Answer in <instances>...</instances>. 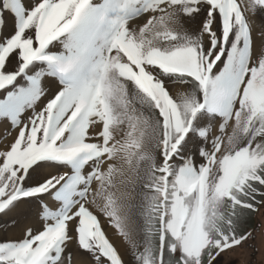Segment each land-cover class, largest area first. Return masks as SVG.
Segmentation results:
<instances>
[{
	"label": "snow or ice",
	"instance_id": "1",
	"mask_svg": "<svg viewBox=\"0 0 264 264\" xmlns=\"http://www.w3.org/2000/svg\"><path fill=\"white\" fill-rule=\"evenodd\" d=\"M0 93V264H216L254 239L264 0H0Z\"/></svg>",
	"mask_w": 264,
	"mask_h": 264
},
{
	"label": "rangeland",
	"instance_id": "2",
	"mask_svg": "<svg viewBox=\"0 0 264 264\" xmlns=\"http://www.w3.org/2000/svg\"><path fill=\"white\" fill-rule=\"evenodd\" d=\"M45 86H47V84ZM0 95H2V93H0ZM16 134L15 131L14 136L11 137L7 144L12 142ZM32 219H36L35 216H33ZM101 219H103V217H101ZM31 220L21 221V226L23 223H31ZM33 226L38 227L39 221ZM244 227L254 230V239H250L242 247H236L231 251H226L218 258L216 264H264V215H254L248 220ZM107 228L106 225V229ZM18 229V227L13 226L12 221L0 220V231H3V234L8 238H19L20 235L17 233ZM125 251L126 246L124 245L123 252ZM125 259H129V257L125 255Z\"/></svg>",
	"mask_w": 264,
	"mask_h": 264
},
{
	"label": "bare ground",
	"instance_id": "3",
	"mask_svg": "<svg viewBox=\"0 0 264 264\" xmlns=\"http://www.w3.org/2000/svg\"><path fill=\"white\" fill-rule=\"evenodd\" d=\"M5 130L11 131V135L7 136L6 139L0 141V148H3L5 144L8 143V141L11 139V137L14 136L15 131L11 130L10 123L7 120L0 121V136H3L5 133ZM38 223L37 219H32L31 224L36 225ZM106 231L108 232L110 238L113 240V242L116 244L118 248L123 252L124 244L122 243L121 239L114 233V230L111 228H107ZM14 233V231H13ZM18 235L21 236L20 229L17 230Z\"/></svg>",
	"mask_w": 264,
	"mask_h": 264
}]
</instances>
